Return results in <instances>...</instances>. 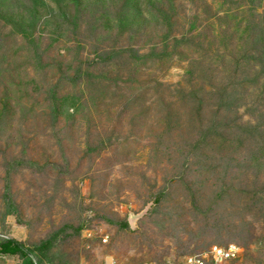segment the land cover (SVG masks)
I'll use <instances>...</instances> for the list:
<instances>
[{
	"label": "rangeland",
	"instance_id": "rangeland-1",
	"mask_svg": "<svg viewBox=\"0 0 264 264\" xmlns=\"http://www.w3.org/2000/svg\"><path fill=\"white\" fill-rule=\"evenodd\" d=\"M0 264H264V0H0Z\"/></svg>",
	"mask_w": 264,
	"mask_h": 264
},
{
	"label": "built area",
	"instance_id": "built-area-1",
	"mask_svg": "<svg viewBox=\"0 0 264 264\" xmlns=\"http://www.w3.org/2000/svg\"><path fill=\"white\" fill-rule=\"evenodd\" d=\"M241 249L234 244L227 246H214L206 252L192 255L182 262L171 264H244L241 258ZM32 264H39L32 262ZM106 264H114L112 262ZM137 264H155L151 262H139Z\"/></svg>",
	"mask_w": 264,
	"mask_h": 264
},
{
	"label": "trees",
	"instance_id": "trees-1",
	"mask_svg": "<svg viewBox=\"0 0 264 264\" xmlns=\"http://www.w3.org/2000/svg\"><path fill=\"white\" fill-rule=\"evenodd\" d=\"M18 252L25 254L24 252H22V246L16 240L10 239L0 244V254L11 255ZM25 264H32V261L30 259H27Z\"/></svg>",
	"mask_w": 264,
	"mask_h": 264
}]
</instances>
